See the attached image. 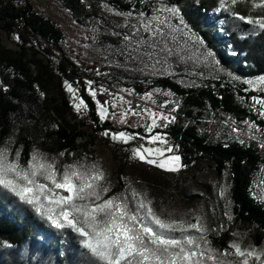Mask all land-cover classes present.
I'll list each match as a JSON object with an SVG mask.
<instances>
[{
  "label": "trees",
  "instance_id": "obj_1",
  "mask_svg": "<svg viewBox=\"0 0 264 264\" xmlns=\"http://www.w3.org/2000/svg\"><path fill=\"white\" fill-rule=\"evenodd\" d=\"M169 1L180 6L186 0ZM65 2L74 15L82 8L79 1ZM203 5L189 9L188 15L193 26L212 44L220 63L240 77L264 75V32L253 33L250 25L232 19L227 13L217 16L224 23L222 34L203 29L209 12L215 9L212 3ZM3 34L15 47L4 44ZM50 40L62 49V31L52 20L35 12L29 0L24 3L0 0V148L7 145L10 157L19 150L21 164L26 163L34 150L48 158H57L58 168L73 161L94 162L96 138L87 122L74 112L67 97L65 81L74 77V64L64 56L57 68L48 52ZM97 62L122 83L124 78L138 90L147 85H140L138 76ZM155 82L156 86L171 88L184 96L181 111L187 116L225 119L230 115L241 120L246 112L240 98L242 87H233L226 81L197 88L183 87L170 78H157ZM88 107L94 108L90 102ZM184 140L187 154L185 167L179 174L127 161L125 150L111 146V172L106 178L111 191L106 197L124 192L125 185L130 184L147 193L154 209L162 215L167 207L176 206L179 213H185L192 208L201 209L198 205L204 204L206 225L210 229L207 238L214 247L228 249L236 231H252L256 242L261 243L264 203L256 195V186L264 174V148L231 141L221 125L212 127L203 138L190 128ZM60 153L65 155L60 157ZM207 167L213 179L201 173ZM225 185L232 192L231 213L219 195ZM0 264H87V261L70 230L58 232L30 206L0 190Z\"/></svg>",
  "mask_w": 264,
  "mask_h": 264
},
{
  "label": "snow or ice",
  "instance_id": "obj_2",
  "mask_svg": "<svg viewBox=\"0 0 264 264\" xmlns=\"http://www.w3.org/2000/svg\"><path fill=\"white\" fill-rule=\"evenodd\" d=\"M246 2H250V12L264 8V0H218L215 11L230 13L233 19L249 24L253 33L264 32V16L246 17L233 11L235 6ZM159 3V7L153 8L154 15L151 18L140 12L136 17L137 23L132 24V28L139 32L142 27L145 32L159 35L163 40L166 25L173 33V40L176 39L175 33H181L186 38V44L191 41L194 47L202 50L197 58L201 63L210 64L217 74L225 72L220 67V62L215 59L214 52L207 48L204 39L185 22L181 8L168 4L166 0H159ZM113 14L125 17V26L130 23L131 12ZM172 21L178 23L174 24ZM124 39L129 40L130 37L126 35ZM167 51L171 54L172 50ZM227 75L231 81L247 85L245 91L257 88L264 92V75L254 79H241L231 72H227ZM92 83L88 81L89 85ZM65 86L75 98V90L67 81ZM100 91L107 92L103 88ZM89 92L93 97L97 95L94 88L90 87ZM152 96V92L145 93V97L149 99ZM251 100L254 102L251 107L258 105V115L264 116V98L253 95ZM167 103L175 104L171 112H175L180 106L176 101ZM106 104L107 102L102 104L97 101V115L101 121L110 118ZM74 107L80 112L82 107L87 108V104L80 98L79 103H74ZM131 111L134 115H140L135 110ZM144 111H148L151 119V123L145 125L148 132L158 126V119L161 121L159 126L165 128L176 119L170 113H161L157 117L155 112L147 109ZM127 115L128 110L120 115L121 123L127 122ZM115 117L116 113H111V118ZM244 123L248 131L253 133L250 139H255V122ZM259 131L262 138L260 147L264 148V129ZM104 135L125 144L134 139V135L125 131L110 133L106 130ZM151 140L163 141V136L157 133L151 136ZM9 151L7 145L0 148V190L30 206L35 214L49 222L51 228L58 232L70 230L87 264H264V249L244 247L237 241H232L228 249H218L207 238L210 229L203 222V217L194 215L191 219H177L171 213L164 216L154 209L153 201L148 198L147 193L139 192L130 184L125 185L124 192L105 198L111 191V184L107 182L102 167L95 162L89 164L86 160L73 161L58 168L57 158H48L34 150L26 163L21 164L20 151L17 150L14 157H10ZM166 151L171 152L172 148L168 147ZM154 153L163 155L160 149L145 148L141 151L136 148L132 150L131 158H139L155 165L157 160L150 158ZM64 155L59 154L60 157ZM180 160L179 155H171L160 160L158 166L169 171H178ZM225 194V189L221 188L219 195L224 197ZM224 214L228 215L227 212Z\"/></svg>",
  "mask_w": 264,
  "mask_h": 264
},
{
  "label": "rangeland",
  "instance_id": "obj_3",
  "mask_svg": "<svg viewBox=\"0 0 264 264\" xmlns=\"http://www.w3.org/2000/svg\"><path fill=\"white\" fill-rule=\"evenodd\" d=\"M82 4V8L74 15L66 6L65 0H29L32 8L38 14L52 20L63 33L61 47L74 61L91 60L101 61L106 63L110 68L119 69L127 72L129 75L138 76L139 84L153 83L156 86L155 79L170 78L186 88H197L214 81H226L233 87L245 89L246 85L233 82L229 79L224 65L220 63V67L225 69V72L217 74L210 64L201 63L198 57L200 52L197 47H194L189 41L185 43V37L181 33H175L176 39H172L173 33L169 31L167 26H164L166 35L163 40L159 35H153L151 32H145L141 27L139 32L132 28V24H136V17L140 12H144L145 17L151 18L154 15L153 8L159 7V0H76ZM117 2L124 4V7ZM166 2L170 5L169 0ZM212 3L215 9L218 6V0H186L183 5H178L181 8L185 22L190 28L197 33L206 42L208 49H211L215 54V59L219 61L217 54L212 49V44L209 43L196 29L190 21L188 10L199 9L204 7V3ZM203 3V4H202ZM176 5V4H175ZM250 2L238 4L233 8V11L240 13L243 16L257 17L264 16V8L256 9L250 12ZM111 9V11H109ZM215 9L209 12L208 23L203 26V29H212L213 33H223V20L217 18L222 13ZM203 13L206 11L200 9ZM114 12L132 13L130 23L125 26V17L114 15ZM78 17V19H76ZM233 19V17H231ZM163 19V16L161 17ZM239 21L238 19H235ZM240 22V21H239ZM176 24L178 21H172ZM247 24V23H245ZM249 25V24H248ZM129 36V40H125V36ZM4 44L8 47H15L11 40L3 34ZM167 49H171V54ZM228 49L227 47L224 48ZM183 57V59H181ZM159 61V63H157ZM220 62V61H219ZM233 75L235 73L231 72ZM261 76V75H260ZM252 77V78H248ZM258 76H245L241 79H254ZM123 84L134 85L126 79H122ZM135 86V85H134ZM244 106L245 101L240 96ZM105 150V151H104ZM108 151V153H107ZM110 150L100 146L94 148V162L102 167L106 173V178L111 172ZM155 153L153 154V158ZM164 156L162 159H167ZM93 162H90L91 164ZM137 163H146L139 161ZM155 168L153 165H150ZM179 167L178 171H169L156 167L162 172L169 174H179L183 167ZM206 167V166H205ZM153 170V169H152ZM205 176L213 179L212 172L205 169L201 172ZM187 183L186 179L184 180ZM227 178L224 179V183ZM225 196L223 197L226 204V210L231 213L233 210L232 192L229 186L225 185ZM107 195V194H106ZM256 195L260 201H264V174L260 176L258 185L256 186ZM107 198V197H105ZM201 209H189L188 212L179 213L176 206L167 207L164 209V216L172 214L174 218L191 219L192 216L198 215L203 217V222L206 224L207 218L204 212V204L198 205ZM232 241L241 243L244 247L255 246L258 250L264 249V240L257 243L253 238L252 231H236L233 234ZM231 241V242H232Z\"/></svg>",
  "mask_w": 264,
  "mask_h": 264
},
{
  "label": "built area",
  "instance_id": "obj_4",
  "mask_svg": "<svg viewBox=\"0 0 264 264\" xmlns=\"http://www.w3.org/2000/svg\"><path fill=\"white\" fill-rule=\"evenodd\" d=\"M21 3H24V0H19ZM20 27H22V18L20 21ZM45 42V41H44ZM47 43V42H46ZM48 45V52H51L54 63H56L57 68L60 67L61 62L66 56L74 64V77L69 79L70 85L75 90V98L72 94V102L70 106L74 112L82 117L84 122L90 123L92 126H96L100 129V132L108 130L111 132L125 131L134 135V139L130 140L127 144L120 141H113L110 136H105L108 140H111L114 143V146L121 148L127 152V161H141L139 158H131V152L133 149L140 148L143 151L145 148L160 149L163 152V155H157L153 159L157 160V164L153 165L155 168L159 167V161L164 156L179 155L181 160L179 162L180 167H185L183 162L187 154V144L184 140V134L190 128L194 129L195 133H199V137L203 138L209 134L212 127L221 125L227 131L229 139L233 142L251 145L255 144L258 148L261 143V134L260 129H264V116H259L257 112L258 105L255 108H252L251 105L254 103L251 100L253 95L264 98V92H261L257 88H249L248 91L242 90L243 95L242 99L246 102V112L243 117L240 119L234 116H226L225 119L218 117H204L197 115H185L182 113L181 109L185 104L184 96L180 95L178 92L171 88L163 86H152L147 84L142 87L141 90L136 89L134 86H128L122 82L116 80L110 75V72L105 68V66L97 61L91 60H80L74 61L67 54L64 55L63 49L56 46L53 40H50ZM88 81H92L91 85L88 84ZM94 88L97 90V95L95 97L90 95L89 88ZM106 89L107 92H102L100 89ZM245 88H248L246 85ZM159 89L157 92L155 90ZM152 92L153 96L151 99L145 97V93ZM119 97H123L121 100ZM83 100L87 104V108H83L80 112H77L74 103H79V99ZM97 101L104 104L109 109L110 118L101 121L97 115ZM176 101L179 102V108L175 112H171V109L175 107L173 103H167ZM88 102L92 103L94 108L90 109L88 107ZM115 105V107H113ZM145 109L157 113V117L162 113L164 115H175L176 119L174 122L168 124V126L160 127L159 124L161 121L158 119V126L148 132L145 125L151 123L149 118L148 111ZM128 110V115L125 116L126 123L120 122V115ZM131 110L140 113V115L132 114ZM115 112L116 117L111 118V113ZM245 121L255 122L257 128L255 131V139H250V136L253 134L248 131ZM238 129V131H234ZM181 131V132H180ZM160 133L163 136V141H152L151 136ZM166 134V135H164ZM241 140L244 142L241 143ZM168 147L172 148L171 152L166 151ZM147 156V153H145Z\"/></svg>",
  "mask_w": 264,
  "mask_h": 264
},
{
  "label": "bare ground",
  "instance_id": "obj_5",
  "mask_svg": "<svg viewBox=\"0 0 264 264\" xmlns=\"http://www.w3.org/2000/svg\"><path fill=\"white\" fill-rule=\"evenodd\" d=\"M67 83L70 84L69 80H67ZM67 97H68L69 103L72 102V93L69 92L68 90H67ZM87 125L89 127L90 132L96 138V143H95L94 148H97L100 146V148L103 147V148L109 149L111 152V146H114V143L111 140H108L103 134V132H100V129H98L96 126H92L90 123H87ZM132 162H139V161H132Z\"/></svg>",
  "mask_w": 264,
  "mask_h": 264
}]
</instances>
